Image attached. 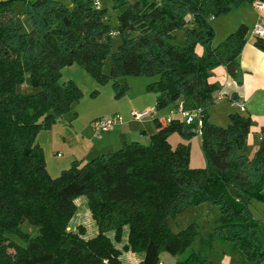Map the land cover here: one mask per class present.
<instances>
[{"label": "trees", "instance_id": "trees-1", "mask_svg": "<svg viewBox=\"0 0 264 264\" xmlns=\"http://www.w3.org/2000/svg\"><path fill=\"white\" fill-rule=\"evenodd\" d=\"M16 1L23 2L29 31L14 13ZM245 1L262 0H113L118 24L112 28L103 2L0 0V264H126L105 231L85 238L67 229L79 196L87 197L92 214L104 217L115 241L127 226L125 248L143 254L135 264H160L161 251L187 253L178 264H216L194 250L196 223L177 232L168 225L184 208L203 202L220 209L205 241L227 242L240 255L236 264H264V236L249 207L253 199L264 201V139L248 155L251 116L230 113L228 125L218 126L207 114L220 88L211 72L220 65L235 72L247 33L240 24L214 45L211 19ZM180 28L182 44L172 34ZM254 44L264 50V36ZM73 62L98 82L113 79L116 97L126 89L117 77H156L147 84L155 93L154 109L201 108L199 133L178 116L167 121L156 115L147 145L125 143L87 161L73 160L51 176L37 134L81 95L72 81H59L61 68ZM26 74L38 89L34 93L19 90ZM173 132L186 140L200 137L205 168L190 167L189 144L172 146ZM23 222L36 230L34 236L21 230Z\"/></svg>", "mask_w": 264, "mask_h": 264}, {"label": "rangeland", "instance_id": "rangeland-1", "mask_svg": "<svg viewBox=\"0 0 264 264\" xmlns=\"http://www.w3.org/2000/svg\"><path fill=\"white\" fill-rule=\"evenodd\" d=\"M58 1L63 3L69 2V0ZM128 1L133 2L135 0ZM101 2H103V5L107 9V18L110 26L112 28H116L118 24V12L117 9L114 8L113 0H101ZM244 3L249 4L251 2L245 1L240 5ZM253 4L256 6L255 2ZM238 6L232 7V10H235ZM13 9L23 29L25 31H29L31 26L27 18L24 17L25 12L23 2L16 1L13 5ZM225 15L226 14H220V17H224ZM229 15L231 16L232 14ZM172 34L174 35V42L182 44L185 41L184 28L176 29ZM117 44L118 40L117 38H114L113 50L116 49ZM216 44H218V42L214 45ZM198 52H201L200 47H198ZM110 66L111 61L110 57L108 56L104 60L102 71L105 74H109ZM155 79L156 77H148L144 75L119 76L115 80L126 85V89L122 95L116 97L113 88V79H109L105 82H98L79 62H73L71 64L64 65L61 68V77L59 78L60 83L72 81L80 89L81 95L72 103L71 109L68 113L64 114L61 118L56 119L49 128H42L38 131L37 135L44 143L45 156L47 158L46 162L49 165L48 167L50 175L55 177L60 173L54 171L51 165L52 159L51 156L48 155L50 152L49 150L53 148H59L60 152L65 154L72 152V148L74 146V144H72L73 135L78 134L79 130L83 129L84 127L92 125V121L95 119V117L98 118L104 117L107 114H117L122 119L121 124L116 126H119L118 128H115L116 130L104 132L101 137L108 134H112L111 137H115V135L118 134L116 131L122 125H125V130L123 132L128 135L127 143L137 141L143 145H147L149 143L150 135L156 131L153 118L156 115L163 116L172 109L170 106L160 111L154 110L151 115L145 116L141 119H137L133 116L132 112L134 111L144 112L155 106V93L147 89V84ZM19 90L22 93H34L38 89L31 85L29 74H26L24 82L19 87ZM227 104L226 98L223 101L214 100L213 103H209L207 105L208 120L218 126H227L230 113L246 114L245 111H239L238 107L228 109ZM59 126L62 129H66L70 137L65 140H49V131L52 129L51 131H57L59 134L61 132L58 128ZM253 126H255L254 123L246 140L245 152L248 155H252L260 144V138L258 135H256V132H254L255 130L253 129ZM143 130H146L148 135H144ZM78 135H81V133ZM97 140L98 138L94 136L92 129V139H90V141H93L92 143L97 145ZM168 142L172 146H176L181 142H188L190 150V167H206V160L201 147L200 137L198 135L186 140L179 133L173 132L168 136ZM69 164L70 161L68 165ZM68 165H66V167ZM87 201L88 200L86 196H79L75 199L77 208L74 214L68 220L67 229L81 233L85 238L94 236L98 231H105L108 237L113 241L114 245H116V247L121 250V253H129L130 250L125 248L128 233L127 226L123 227L121 240L119 242L115 241L113 229L108 228L104 217L92 214L88 207ZM249 207L254 217L259 220L260 231L262 236H264V201L253 199L249 203ZM219 216L220 209L218 205L211 204L209 202H203L197 206H188L184 208L175 218L168 220V225L171 230L177 232L178 230L188 226L193 222L196 223L197 238L193 242L194 250L200 252L202 256L216 264H236L240 261V255L230 252L228 249L229 244L227 242L219 239H214L210 243L205 241L210 234H214V228L217 225ZM21 230L23 232H29L31 236L36 234V230H30L28 222H23L21 224ZM14 238L18 242L22 244L24 243L21 239H18L17 237ZM186 254L187 253L173 256L165 251H161L160 264H178L177 261L185 258Z\"/></svg>", "mask_w": 264, "mask_h": 264}, {"label": "crops", "instance_id": "crops-1", "mask_svg": "<svg viewBox=\"0 0 264 264\" xmlns=\"http://www.w3.org/2000/svg\"><path fill=\"white\" fill-rule=\"evenodd\" d=\"M261 2L264 4V0ZM253 3L254 2L249 4L244 3L236 7L235 10L231 8L227 13H224L226 14L224 17L218 15L211 19V24L215 32L214 44L221 42L240 24H245L247 26L245 43L238 56L239 65L235 72L230 74L224 65H220L212 70L211 80L217 81L220 84V88L214 92L215 101H223L226 98L228 109L238 107L239 111H245L246 114H249L255 125L253 126L254 132H256V135H259L260 130L264 127V50L255 46L254 41L256 36L252 34V28L259 18L264 19V5H262V7H257ZM229 14L233 16L231 15V17ZM232 101H235L236 104L233 105ZM240 103L243 104L244 109H241ZM108 115L109 114L105 116ZM163 116L167 118L176 115L172 114L171 109ZM58 128L61 131L59 134L57 131H51L52 129L49 131V140H65L70 137L66 129H62L60 126ZM124 128L125 125H122L116 131L118 134L115 135V137H111L112 134H108L98 138L96 141L97 145L93 144V141H90V139H92V125L79 130L78 134L81 133V135L76 134L72 137V144H74L72 152L65 154L60 152L59 148L49 150L50 152L48 155L51 156V165L54 171L60 173V171L67 168L73 160L87 161L99 154L117 150L120 146L128 142V135L123 132L125 130ZM251 129L252 126L250 131ZM143 133L144 135H148L146 130H143ZM37 141L42 147L46 162L47 158L45 156L44 143L38 135ZM69 161L70 164L68 165ZM66 165L68 166L66 167ZM48 166L46 162V167L49 172ZM142 257V253L130 251L129 253H121L120 255L122 262L126 264H135L139 262Z\"/></svg>", "mask_w": 264, "mask_h": 264}, {"label": "built area", "instance_id": "built-area-1", "mask_svg": "<svg viewBox=\"0 0 264 264\" xmlns=\"http://www.w3.org/2000/svg\"><path fill=\"white\" fill-rule=\"evenodd\" d=\"M96 6H100L101 0H94ZM257 7H262V2L256 1L255 2ZM252 34L254 36H264V19L259 18L258 21L252 28ZM232 104H236L235 101H232ZM241 109H244L242 103H240ZM154 107L150 108L148 111L144 112H132L133 116L137 119L144 118L145 116L151 115L154 111ZM172 114L180 117L185 123L194 126V130L198 133L200 131V126L203 121V112L201 108H194L188 109L185 108L182 104H179L175 109H172ZM171 117H167L166 120L169 121ZM122 119L117 114H112L109 116L98 117L92 121V129L94 136L100 138L104 132L112 131L116 128L117 125H120ZM258 137L260 141L264 139V127L259 132Z\"/></svg>", "mask_w": 264, "mask_h": 264}]
</instances>
